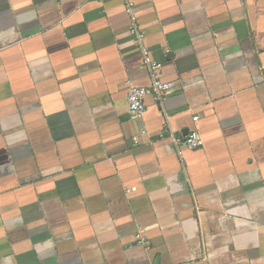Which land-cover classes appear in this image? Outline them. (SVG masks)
<instances>
[{
  "label": "crops",
  "instance_id": "1",
  "mask_svg": "<svg viewBox=\"0 0 264 264\" xmlns=\"http://www.w3.org/2000/svg\"><path fill=\"white\" fill-rule=\"evenodd\" d=\"M125 1L0 0V264H264V0H130L139 119Z\"/></svg>",
  "mask_w": 264,
  "mask_h": 264
},
{
  "label": "built area",
  "instance_id": "2",
  "mask_svg": "<svg viewBox=\"0 0 264 264\" xmlns=\"http://www.w3.org/2000/svg\"><path fill=\"white\" fill-rule=\"evenodd\" d=\"M125 12L129 16L131 27L129 34L133 37L137 44V49L141 55L143 67L147 72L150 84L148 87H130L127 91V106L128 112L132 118H141L145 112V98L150 95L155 100H163L170 92L173 85L170 82L164 81L161 77L163 64L153 59L151 52L144 44V35L141 33L134 10V4L130 0L125 1ZM194 121L197 118L193 119ZM160 137H164L163 134ZM177 153L181 156L183 150L194 151L203 147V142L197 132H189L184 137H179L174 140ZM137 242L142 244L145 238L138 234L136 236Z\"/></svg>",
  "mask_w": 264,
  "mask_h": 264
},
{
  "label": "water",
  "instance_id": "3",
  "mask_svg": "<svg viewBox=\"0 0 264 264\" xmlns=\"http://www.w3.org/2000/svg\"><path fill=\"white\" fill-rule=\"evenodd\" d=\"M154 264H158V260L157 261H155V263Z\"/></svg>",
  "mask_w": 264,
  "mask_h": 264
}]
</instances>
